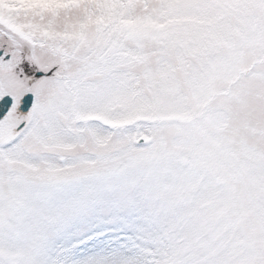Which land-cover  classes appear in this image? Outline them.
<instances>
[{
    "label": "snow or ice",
    "instance_id": "1",
    "mask_svg": "<svg viewBox=\"0 0 264 264\" xmlns=\"http://www.w3.org/2000/svg\"><path fill=\"white\" fill-rule=\"evenodd\" d=\"M0 264H264V0H0Z\"/></svg>",
    "mask_w": 264,
    "mask_h": 264
}]
</instances>
